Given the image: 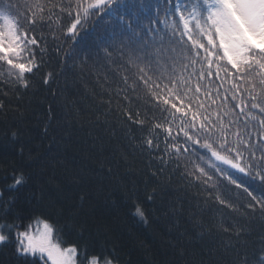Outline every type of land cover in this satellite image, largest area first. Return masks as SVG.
Here are the masks:
<instances>
[{"label": "snow or ice", "instance_id": "obj_1", "mask_svg": "<svg viewBox=\"0 0 264 264\" xmlns=\"http://www.w3.org/2000/svg\"><path fill=\"white\" fill-rule=\"evenodd\" d=\"M129 5L136 8L130 17ZM101 14L115 17L121 25L114 27L101 45L105 58L111 61L113 76L118 77L114 80L117 95L136 102L135 109L128 108L126 119L146 133L141 147L159 152L162 139L164 155L187 181L186 188H202L208 197L235 210L220 194V187H227L219 179L222 177L236 188L243 187L250 198L249 215L258 209L264 217V0L9 3L0 10V84L17 91L33 86L30 77L45 63L44 51L39 55L36 51L40 41L33 33L37 26L51 30L54 22H65L61 29L64 44L73 41L64 53L67 63L77 55L80 31ZM145 19L150 22L148 27L142 23ZM117 46L125 57L119 62L112 59ZM57 51H64L63 46ZM177 61L182 69L179 78ZM53 78L49 72L43 83ZM130 94L135 101L129 100ZM233 169L255 183L238 181ZM26 182L23 173L14 175L9 188L18 189ZM160 195L155 189L146 191L142 201L138 190L131 191V214L147 222L144 201L152 204ZM3 198L0 191V204L7 209L14 198ZM34 223V230L30 224L23 231L14 222L0 223V246L14 245L21 264H118L114 256L89 255L87 245L68 244L63 229L46 217H36ZM220 229L229 232L223 223ZM247 234L243 226L234 233L237 241ZM260 243L258 253H249L246 244L239 247L229 239L223 250L232 256L229 264H264V235Z\"/></svg>", "mask_w": 264, "mask_h": 264}, {"label": "trees", "instance_id": "obj_2", "mask_svg": "<svg viewBox=\"0 0 264 264\" xmlns=\"http://www.w3.org/2000/svg\"><path fill=\"white\" fill-rule=\"evenodd\" d=\"M17 2L0 0V10ZM132 11L136 8L129 5V17ZM109 18L101 14L85 25L75 44L77 55L67 63L64 53L73 41L64 44L65 22H54L51 30L37 26L36 51H44L45 63L30 77L33 86L17 91L0 84V191L4 201L14 198L7 209L0 204V223L14 222L22 231L36 217H46L63 229L68 244L87 245L89 255L114 256L118 264H229L232 256L223 250L229 239L258 253L264 217L258 209L249 215L243 187L219 178L227 186L220 194L235 210L227 208L202 188L185 187L187 181L164 155L162 139L159 152L141 147L146 133L126 119L136 102L117 95L118 77L101 45L114 27H121ZM60 46L64 51H57ZM112 59H125L118 46ZM49 72L54 78L44 84ZM175 72L177 78L182 74L179 61ZM232 172L238 181L255 183L245 173ZM21 173L26 184L10 189L13 176ZM153 189L161 195L152 204L144 201L143 222L131 214L128 194L138 190L143 201ZM240 226L248 234L237 241ZM14 251V245L0 246V264H21Z\"/></svg>", "mask_w": 264, "mask_h": 264}, {"label": "clouds", "instance_id": "obj_3", "mask_svg": "<svg viewBox=\"0 0 264 264\" xmlns=\"http://www.w3.org/2000/svg\"><path fill=\"white\" fill-rule=\"evenodd\" d=\"M109 20H111V23H112V24H118V22H117V20L115 19V17H110ZM145 21H146V19L143 20L142 23L144 24ZM95 30H96V29H95ZM98 31H103V30H100V29L97 28V32H98ZM96 40H98V38H96Z\"/></svg>", "mask_w": 264, "mask_h": 264}, {"label": "rangeland", "instance_id": "obj_4", "mask_svg": "<svg viewBox=\"0 0 264 264\" xmlns=\"http://www.w3.org/2000/svg\"><path fill=\"white\" fill-rule=\"evenodd\" d=\"M34 228H35V224L33 225V230H34ZM23 231V230H22Z\"/></svg>", "mask_w": 264, "mask_h": 264}]
</instances>
